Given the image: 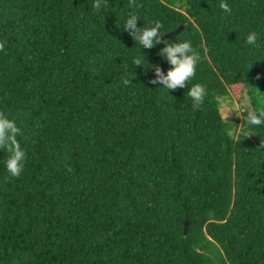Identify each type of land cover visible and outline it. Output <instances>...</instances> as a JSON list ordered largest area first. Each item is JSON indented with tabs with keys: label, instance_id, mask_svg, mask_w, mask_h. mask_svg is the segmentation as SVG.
<instances>
[{
	"label": "trees",
	"instance_id": "16d2710c",
	"mask_svg": "<svg viewBox=\"0 0 264 264\" xmlns=\"http://www.w3.org/2000/svg\"><path fill=\"white\" fill-rule=\"evenodd\" d=\"M93 2L0 0V111L27 156L15 178L0 150V264H264V125L220 112L234 86L264 110V0ZM130 13L208 49L200 109L151 83L170 65Z\"/></svg>",
	"mask_w": 264,
	"mask_h": 264
},
{
	"label": "clouds",
	"instance_id": "9594fccd",
	"mask_svg": "<svg viewBox=\"0 0 264 264\" xmlns=\"http://www.w3.org/2000/svg\"><path fill=\"white\" fill-rule=\"evenodd\" d=\"M108 6V0H94L91 5L96 12H99L102 8L106 9ZM129 6L135 7V0H129ZM219 6L225 12L231 13V8L227 3L222 2ZM138 21V16L135 13H130L123 29L143 49H152L158 44H163L164 46L160 49L158 55L170 65L167 74L160 66H152L155 72V79L151 83L161 84L164 86L163 88L169 91L188 88L187 96L192 100V107L200 109L207 95L206 87L203 84L196 83L189 88L188 84L195 77L197 66L206 57L208 49L202 46L205 54L202 56L201 50L194 48L190 41H181L180 35L177 37L178 42L166 40L164 38L166 32L161 31L163 28L161 22L156 21L151 27H138ZM257 40V33L251 32L247 36L246 43L248 45H256ZM5 45L6 41L0 42V52L5 51ZM132 63L137 67L143 65L142 58L139 56L133 58ZM122 83L128 86L132 84V79L122 78ZM220 108L222 110V119L229 120V114L235 112V115L243 121L242 124L246 123L250 127L264 125V110H226L223 102L220 103ZM19 135H22V132L15 121L8 119L5 113L0 111V150H6V168L10 176L15 178L21 176L27 159L26 152L22 149L17 139ZM262 146H264V140H262Z\"/></svg>",
	"mask_w": 264,
	"mask_h": 264
},
{
	"label": "rangeland",
	"instance_id": "374dc122",
	"mask_svg": "<svg viewBox=\"0 0 264 264\" xmlns=\"http://www.w3.org/2000/svg\"><path fill=\"white\" fill-rule=\"evenodd\" d=\"M229 90H230L231 99L227 100L226 102H223L226 106V110H233V109L243 110V106L246 104V98L242 99V97H244L243 89L240 88L239 86H234V87H231ZM241 99L242 101H239ZM220 112L222 115L221 108H220ZM237 118L239 117L235 115V112H231L229 114V120L227 121L234 122L235 119Z\"/></svg>",
	"mask_w": 264,
	"mask_h": 264
},
{
	"label": "water",
	"instance_id": "95a60500",
	"mask_svg": "<svg viewBox=\"0 0 264 264\" xmlns=\"http://www.w3.org/2000/svg\"><path fill=\"white\" fill-rule=\"evenodd\" d=\"M180 29V28H179ZM178 29V30H179ZM178 30H176V31H173V32H171V33H169V34H166V35H164V37H166V38H170V39H173L174 38V36L176 35V33L178 32ZM184 230H183V233H186V229H187V226H188V221L187 220H185L184 221Z\"/></svg>",
	"mask_w": 264,
	"mask_h": 264
}]
</instances>
